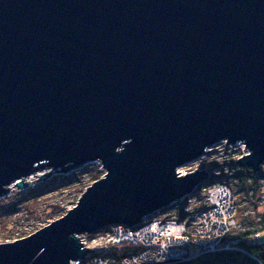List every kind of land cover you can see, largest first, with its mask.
I'll return each mask as SVG.
<instances>
[{
    "label": "water",
    "instance_id": "95a60500",
    "mask_svg": "<svg viewBox=\"0 0 264 264\" xmlns=\"http://www.w3.org/2000/svg\"><path fill=\"white\" fill-rule=\"evenodd\" d=\"M264 163V0H0V198L98 163L75 206L0 244V264H69L209 178L213 145ZM35 177V180H30Z\"/></svg>",
    "mask_w": 264,
    "mask_h": 264
},
{
    "label": "built area",
    "instance_id": "2783aa9c",
    "mask_svg": "<svg viewBox=\"0 0 264 264\" xmlns=\"http://www.w3.org/2000/svg\"><path fill=\"white\" fill-rule=\"evenodd\" d=\"M238 146L244 149H232ZM247 154L243 144L227 146L221 142L193 162V171L205 170L209 178L199 188L206 206L195 214L191 225L184 219L183 210H188L195 195L180 199L171 209L173 216L161 211L134 227L108 226L82 236L84 246L94 251L69 264H171L232 249L225 241L237 226V206L230 182L234 179L235 162ZM263 171L264 163L255 174L262 182ZM178 211H182V218L176 216Z\"/></svg>",
    "mask_w": 264,
    "mask_h": 264
},
{
    "label": "rangeland",
    "instance_id": "374dc122",
    "mask_svg": "<svg viewBox=\"0 0 264 264\" xmlns=\"http://www.w3.org/2000/svg\"><path fill=\"white\" fill-rule=\"evenodd\" d=\"M232 149L244 148L238 146ZM180 169L177 170L179 175L192 173L193 162ZM239 170L240 168L234 167V179L230 182L237 206L235 215L237 226L230 235L236 238L240 233L258 232L259 240L264 241V182L259 179L260 177H255L251 170ZM237 173L242 176L236 178ZM103 175L102 167L98 163H92L66 174L53 172L46 181H37L24 190L13 187L8 195L0 198L2 243L26 237L62 217L76 205L82 192ZM30 180H35V177ZM76 182L84 183V188L80 192L78 189L74 190L73 185H77ZM194 195L188 203V210H183L188 225H191L195 214L206 206L202 190L198 188ZM161 211L171 216L174 214V210L171 209ZM180 212L182 214V211H178L179 214ZM176 216L182 218L178 214Z\"/></svg>",
    "mask_w": 264,
    "mask_h": 264
},
{
    "label": "trees",
    "instance_id": "16d2710c",
    "mask_svg": "<svg viewBox=\"0 0 264 264\" xmlns=\"http://www.w3.org/2000/svg\"><path fill=\"white\" fill-rule=\"evenodd\" d=\"M241 170L243 171L244 169L240 168L239 171ZM241 176L237 173L236 178ZM254 176L258 177L255 173ZM76 184L73 185L74 190L78 189L80 192L84 188V183L76 182ZM177 214L179 215L178 212ZM256 234L258 235V232L240 233L236 238L229 235L225 241L229 242L232 249L214 254L200 255L193 259L189 258L171 264H264V241H260L259 235L257 236Z\"/></svg>",
    "mask_w": 264,
    "mask_h": 264
},
{
    "label": "bare ground",
    "instance_id": "6f19581e",
    "mask_svg": "<svg viewBox=\"0 0 264 264\" xmlns=\"http://www.w3.org/2000/svg\"><path fill=\"white\" fill-rule=\"evenodd\" d=\"M238 144H239V143H238ZM244 146H245V145H244ZM245 149H246V148H245ZM248 170H249V169H248ZM178 175H179V174H178ZM185 175H186V174H185ZM179 176H183V175H179ZM141 223H142V222H141ZM141 223H140V224H141Z\"/></svg>",
    "mask_w": 264,
    "mask_h": 264
}]
</instances>
